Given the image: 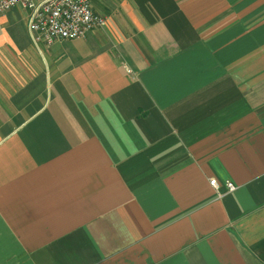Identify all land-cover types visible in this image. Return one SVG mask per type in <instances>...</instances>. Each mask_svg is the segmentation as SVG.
<instances>
[{"label":"crops","instance_id":"1","mask_svg":"<svg viewBox=\"0 0 264 264\" xmlns=\"http://www.w3.org/2000/svg\"><path fill=\"white\" fill-rule=\"evenodd\" d=\"M91 2L50 47L0 17V264H264V0Z\"/></svg>","mask_w":264,"mask_h":264},{"label":"built area","instance_id":"2","mask_svg":"<svg viewBox=\"0 0 264 264\" xmlns=\"http://www.w3.org/2000/svg\"><path fill=\"white\" fill-rule=\"evenodd\" d=\"M28 12L27 32L35 47H50L62 41L84 39L90 32L105 25L104 18L94 12L91 0H0V17L12 9ZM217 191L218 183L209 180ZM227 193L236 186L225 184Z\"/></svg>","mask_w":264,"mask_h":264},{"label":"rangeland","instance_id":"3","mask_svg":"<svg viewBox=\"0 0 264 264\" xmlns=\"http://www.w3.org/2000/svg\"><path fill=\"white\" fill-rule=\"evenodd\" d=\"M11 14L13 15V18L16 22V24H14V29L19 31L23 30L22 25L25 15L28 14V12H24L22 10H13ZM39 47H41V45ZM36 52L39 61L42 63L44 61V58L42 57L41 53L38 52V50ZM15 55L19 56L16 53ZM41 81L42 76L35 70L34 65L32 64V59L26 52V107H30L31 109H33L41 104V100L35 97V95H45V92L46 95L50 94V85L48 84L49 82L47 83V87L44 90V85ZM23 130L24 131L22 135H26V127Z\"/></svg>","mask_w":264,"mask_h":264}]
</instances>
